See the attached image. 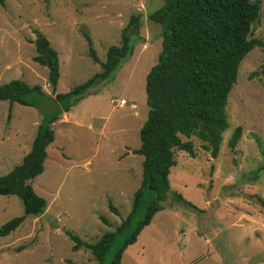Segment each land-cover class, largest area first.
<instances>
[{
    "label": "rangeland",
    "instance_id": "obj_1",
    "mask_svg": "<svg viewBox=\"0 0 264 264\" xmlns=\"http://www.w3.org/2000/svg\"><path fill=\"white\" fill-rule=\"evenodd\" d=\"M250 1L257 2L258 17L248 38L264 44V0ZM161 5L162 0H4L0 6V85L20 80L40 87L48 98L46 68L31 60L30 41L37 33L56 52L55 93L64 94L100 71L88 57L83 34L103 61L107 49L119 44L128 18L140 19L132 54L112 79L71 106L64 113L67 121L60 116L51 124L54 138L43 170L29 182L45 210L0 237V264H96L88 250L72 252L65 233L93 244L129 212L141 179L142 158L131 152L139 146L138 130L147 116L144 77L160 51V29L147 15ZM263 71L264 46L255 47L240 61L228 92V127L216 158L193 137L192 157L174 151L170 190L195 211L172 206L154 214L120 264H264ZM121 99L125 104L117 106ZM45 101L35 107L0 101V175L29 151L40 114L56 108ZM236 127L240 138L229 149ZM21 214L17 197L0 196V226Z\"/></svg>",
    "mask_w": 264,
    "mask_h": 264
},
{
    "label": "trees",
    "instance_id": "obj_2",
    "mask_svg": "<svg viewBox=\"0 0 264 264\" xmlns=\"http://www.w3.org/2000/svg\"><path fill=\"white\" fill-rule=\"evenodd\" d=\"M3 3L0 0V6ZM257 17L258 4L250 0H162L161 7L147 15L149 22L158 25L161 40L156 61L144 77L147 116L138 130L139 146L131 152L142 158L139 186L132 194L126 216L93 244L66 232L72 252L82 247L96 264H120L124 250L136 242L154 214L172 206L195 211L179 193L170 190L168 176L175 166L174 151L192 157L189 139L193 137L203 143L202 149L211 158H216L221 134L228 127L224 107L238 65L250 50L264 46L248 38ZM139 27V17L131 15L120 31L119 44L107 49L103 61L98 60L89 38L83 34L88 57L100 71L64 94L55 93L59 76L56 52L37 33L30 41L34 51L31 60L46 68L52 98L45 96L40 87L20 80L0 85V101L9 105L35 107L42 99L56 104L54 110L40 114L30 149L20 164L0 175V196H15L22 207L20 216L0 226V237L18 228L26 217L36 218L44 212L45 201L34 193L29 182L43 170L46 148L54 138L51 124L92 94L95 85L112 79L113 72L132 54L131 39L137 36ZM240 133L239 127L233 129L227 140L229 149L234 148ZM108 209L116 213L111 205Z\"/></svg>",
    "mask_w": 264,
    "mask_h": 264
},
{
    "label": "built area",
    "instance_id": "obj_3",
    "mask_svg": "<svg viewBox=\"0 0 264 264\" xmlns=\"http://www.w3.org/2000/svg\"><path fill=\"white\" fill-rule=\"evenodd\" d=\"M125 104V101L124 100H119L117 103H116V105L117 106H122V105H124Z\"/></svg>",
    "mask_w": 264,
    "mask_h": 264
},
{
    "label": "crops",
    "instance_id": "obj_4",
    "mask_svg": "<svg viewBox=\"0 0 264 264\" xmlns=\"http://www.w3.org/2000/svg\"><path fill=\"white\" fill-rule=\"evenodd\" d=\"M132 107H134V105H131ZM67 114V113H66ZM64 117V121H67V119H68V116L67 115H65V114H63V115H61V117ZM163 211V210H162ZM146 228H147V226H146Z\"/></svg>",
    "mask_w": 264,
    "mask_h": 264
}]
</instances>
